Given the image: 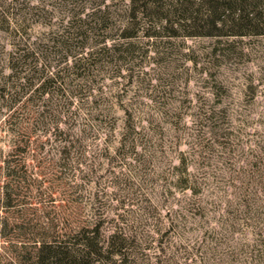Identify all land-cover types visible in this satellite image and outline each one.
<instances>
[{
	"label": "rangeland",
	"instance_id": "374dc122",
	"mask_svg": "<svg viewBox=\"0 0 264 264\" xmlns=\"http://www.w3.org/2000/svg\"><path fill=\"white\" fill-rule=\"evenodd\" d=\"M8 1L32 49L10 68L0 29V264L82 225L125 245L96 264H264V33L150 36L106 0L85 66L83 0Z\"/></svg>",
	"mask_w": 264,
	"mask_h": 264
},
{
	"label": "trees",
	"instance_id": "16d2710c",
	"mask_svg": "<svg viewBox=\"0 0 264 264\" xmlns=\"http://www.w3.org/2000/svg\"><path fill=\"white\" fill-rule=\"evenodd\" d=\"M128 1V0H126ZM132 5L131 20L138 19L139 27L166 31L169 35L182 36H224V35H257L264 33V0H129ZM11 2L0 0V29L15 31L19 38L10 52L9 66L14 70L21 68L27 60L28 46L21 39V22L23 19L10 9ZM128 7V3H127ZM13 9L16 5H13ZM73 11L71 7L69 9ZM76 21L75 31L81 40V45L75 57V63L86 62L91 66L98 54L91 46L100 44L104 49H110L109 31L114 27L113 11L106 0H83L73 12ZM72 16V15H71ZM73 17V16H72ZM123 23L124 36H128V17ZM122 23V22H120ZM28 32V31H27ZM68 36V37H69ZM116 46V44H115ZM27 52V53H26ZM71 54H66L67 61ZM76 56V55H74ZM85 75H88L85 73ZM134 138V137H133ZM189 177L182 179L184 188H189ZM98 227L88 228L84 225L70 229L65 234L46 236L35 244V258L32 264H96L106 254L121 252L125 245L122 240L110 241L106 247L101 239ZM115 237V236H114ZM118 237V236H117ZM115 247V248H114ZM106 249V250H105Z\"/></svg>",
	"mask_w": 264,
	"mask_h": 264
}]
</instances>
